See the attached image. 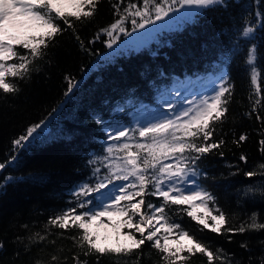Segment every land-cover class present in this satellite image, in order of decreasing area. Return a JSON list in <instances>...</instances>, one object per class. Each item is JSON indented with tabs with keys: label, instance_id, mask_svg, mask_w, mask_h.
I'll list each match as a JSON object with an SVG mask.
<instances>
[{
	"label": "trees",
	"instance_id": "trees-1",
	"mask_svg": "<svg viewBox=\"0 0 264 264\" xmlns=\"http://www.w3.org/2000/svg\"><path fill=\"white\" fill-rule=\"evenodd\" d=\"M116 3L118 0H100L95 15L83 22L68 18L85 43L93 40L100 28L114 21L113 5ZM260 3L264 7V0ZM124 6L122 4L121 8ZM252 10L251 0H228L226 8L196 11L181 27L158 33L142 48L128 51L119 48L106 58L104 55L109 49L102 42L108 38L106 35L101 34L100 39L89 45L93 52L89 55L81 50L69 29L56 37L54 48L47 50L50 63L37 61L41 68L32 74L30 80L8 78L17 83L21 91L7 97L0 92V163L7 161L12 154L14 137L28 125L48 116L57 105L59 107L42 127L41 134L18 153L14 163L0 171V183L9 174L16 178L0 189V241L4 242L0 264H36L38 260L41 264H76L73 255L79 250L73 247L71 239L51 235L48 240L55 243L45 241L25 252L23 245L14 242L15 237L42 232L50 215L72 204V192L78 185L95 184L97 176L104 177L107 172L104 167L107 162L102 159L106 155L104 148L114 142L107 140L105 130L108 127L131 123L139 105L156 104L160 93L177 80L205 78L221 74V71H227L231 77L232 95L226 119L217 124L210 141L223 139L224 142L202 157L199 168L207 173L206 177H200V183L216 198L214 204L209 202L208 208L216 215L219 214L217 208L223 211L226 223L221 233L205 229L187 215V211H191L187 205L179 206L181 211L176 221L194 239L210 246V250L223 249L232 257L233 264H259L260 257L264 256V243H261L264 230L226 231L242 224L247 227L254 212L258 214L257 222L264 223V196L244 194L249 186L264 185V170L261 168L264 153L260 144L264 140V124L256 118V113L264 117V27L258 28L247 39L239 34L244 18ZM58 22L66 27L62 21ZM126 27L131 30L130 22ZM123 36L121 34L119 40ZM252 43L258 47L255 85L250 83L245 63L247 48ZM16 50L24 51L20 46ZM65 74L79 81L78 87L67 97L64 96ZM250 97L251 101L259 98L261 104L255 113L248 115L252 112ZM97 118L103 121L102 125L96 123ZM241 135L246 139L239 141ZM130 142L134 144L136 141ZM132 150L136 151L134 147ZM90 160L94 163L89 164ZM94 168L100 169L96 176L93 175ZM250 171L255 174L246 176L245 173ZM90 196L95 205L97 194L91 193ZM138 199L136 197L133 203ZM160 199L145 196L146 201L153 203ZM171 207L173 211L168 213L169 216L177 208ZM142 211L146 208L142 207ZM133 222H138V218L134 217ZM23 225H28V229L25 230ZM61 231L64 230L52 229L53 233ZM73 232L68 230L65 237ZM136 236L139 238L140 234L136 233ZM176 236L174 232L171 237L176 240ZM242 243H246L247 248L241 247ZM147 245L148 242L140 264H164L161 253ZM17 252L18 257L15 256ZM180 255H189L186 248ZM52 256L57 257L55 262ZM80 259L85 257L81 255ZM87 259L89 264H96L95 256ZM115 259L102 257L100 264H112ZM186 264H220V261L214 257L209 262L206 253H196Z\"/></svg>",
	"mask_w": 264,
	"mask_h": 264
},
{
	"label": "snow or ice",
	"instance_id": "snow-or-ice-1",
	"mask_svg": "<svg viewBox=\"0 0 264 264\" xmlns=\"http://www.w3.org/2000/svg\"><path fill=\"white\" fill-rule=\"evenodd\" d=\"M99 2L100 0H68L72 10L65 11V0H0V92L5 97L18 94L21 91L18 84L10 82L8 78L25 82L30 80L32 74L41 68L37 61L50 63V53L47 50L54 48L56 37L69 29L81 50L92 55L89 45L100 39L101 34L108 37L102 41L108 49L117 45L121 34L131 35L126 27L127 22H130L132 32L141 29L147 32L149 25H152V30L155 31L173 17L191 19V11L183 12V9H195L199 12L228 6V0H118V3L113 5V16L116 17L114 21L100 28L93 40L85 43L74 23L68 18L72 17L81 22L92 18ZM251 2L253 10L244 18L243 27L239 32L245 39L251 37L258 28L264 27V7L261 6L260 0ZM122 4L125 5L123 8ZM58 21H62L66 27H62ZM17 46L24 51L18 52ZM257 60L258 47L252 43L247 48L245 63L248 66L250 83L253 85L258 79ZM64 80L67 85L64 96L67 97L78 87L79 81L70 74H65ZM232 88L228 72L221 71L209 92L193 95L191 99L185 98L178 108L167 103L165 106L170 112L158 119L143 124L137 122L134 127L115 128L111 132L106 129L107 140L114 142L106 144L104 148L106 155L102 159L107 162L104 165L107 169L104 177L97 176L95 184L88 182L78 185L72 192V204L50 215L42 232H31L25 237L17 236L14 242L23 245L24 251L29 252L32 246L45 241L55 243L48 240L51 235L71 239L73 247L79 250L73 255L76 264H89L87 258L90 256H95L96 264H100L102 257H116L112 264H140L145 256L146 242L150 249L161 253L164 264H186L190 256L196 253H206L209 262L215 257L220 264H233L232 257L224 253L223 249H216L215 252L210 250V246L194 239L193 235L176 221V217L180 216L179 206L187 205L207 210L203 216L187 211V215L205 229L221 233L226 223L223 211L217 208L219 214L213 215L212 211L208 210L209 202L214 204L216 198L200 183V177H206L207 173L201 172L199 162L224 142L223 139L211 142L210 138L214 136L217 124L226 119ZM251 103L252 112L248 115L256 112L261 100L258 98ZM58 107L59 105L53 108L45 118L28 125L22 133L12 139V154L7 161L0 163V171L14 163L18 153L29 147L41 134L42 127ZM256 118L264 124V117L259 113H256ZM96 123L102 125L103 121L97 118ZM245 139L244 135L239 137V141ZM133 140L136 141L134 144L130 142ZM260 144L261 152L264 153V140H261ZM133 147L136 151L132 150ZM219 154L223 155L222 152ZM241 159L244 160L245 157L242 155ZM92 163L94 161L90 160L89 164ZM261 168L264 170V165ZM99 171V168H94L93 175L96 176ZM254 174L251 171L245 173L248 177ZM15 180L16 178L9 174L3 178L0 189L6 188ZM114 181L120 183L116 184ZM108 185H112L111 192H101V189L107 190ZM91 193L97 194L95 205ZM257 193L264 196V185L249 186L244 192L246 196H254ZM145 196L162 199L153 203L146 201ZM136 197L139 199L133 203ZM196 201H199V204H196ZM73 204L75 206H72ZM171 206L177 208L173 215L169 216L168 213L173 211ZM142 207L146 208V211H142ZM114 214L121 218L112 220ZM105 216L109 217L106 225L101 220ZM134 217L138 218V222H133ZM257 217L258 214L254 212L249 217L247 227L242 224L239 227H229L226 231L244 233L264 230V223L257 222ZM209 219L211 224L208 223ZM102 226L112 229L115 235L112 242H109L110 234L107 230L101 232ZM22 227L28 229V225ZM53 228L64 231L53 233ZM124 228L129 231L122 232L121 229ZM70 229L74 230L73 234L65 237V232ZM161 229H164L163 235H159ZM174 232L186 237L191 243L182 245L177 242L173 250V242H170L168 237ZM136 233L140 234L139 238ZM3 247L4 242L0 241V250ZM241 247L247 248V244L242 243ZM185 248L189 255H180ZM81 255L85 259H80ZM15 256L18 257L19 252L15 253ZM51 259L55 262L57 257L52 256ZM36 264L41 262L38 260ZM259 264H264V256L260 257Z\"/></svg>",
	"mask_w": 264,
	"mask_h": 264
},
{
	"label": "rangeland",
	"instance_id": "rangeland-1",
	"mask_svg": "<svg viewBox=\"0 0 264 264\" xmlns=\"http://www.w3.org/2000/svg\"><path fill=\"white\" fill-rule=\"evenodd\" d=\"M65 10H72L70 4L68 3V0H65ZM183 12H189L191 11V17L196 12L195 9L188 10L183 9ZM171 15V14H170ZM166 20L168 18H165ZM192 19V18H191ZM191 19H177L173 17V19L168 20V23L164 25L163 27H159L157 30L153 31L152 25H149V31H145L143 29L137 30L136 32H132L130 30L129 32L131 35L129 36H123L121 40L117 41V45L113 46V49H109L108 53L104 55V57H108L111 52L118 50L121 48L123 51L128 50H137L139 48H142L150 43V41L154 40L156 38V35L162 31H169L173 29H177L181 27L186 21H189ZM158 24L160 22H157ZM218 75H210L209 77L205 78H196V79H182L177 80L176 83L172 84L169 89H165L163 92L160 93L159 98L157 100L156 104L150 105H139L132 115V121L129 124L123 125V126H110L108 127V132H111L112 129L115 128H121L124 126L134 127L137 122H140L141 124L146 123L148 121L156 120L161 115L167 114L170 112V110L165 106L167 103H171L174 108H178L182 105V101H184L185 98L191 99L193 95H198L202 93H207L211 90L213 81L217 79ZM170 162V161H168ZM114 183L119 184V181H115ZM112 185H108L107 190H102L101 192H111ZM123 204V202H121ZM196 204H199V201L195 202ZM191 211L195 212L199 216H203L205 212L207 211L203 207H190ZM208 210H210L208 208ZM213 215H216L212 213ZM118 215H113L111 217L112 220L120 219ZM101 220L103 221V224L106 225L108 223L109 217L105 216L102 217ZM208 223L211 224L212 221L209 219ZM107 230L110 234V240L109 242H112L115 239L114 233H112V229L108 228L105 229L103 226L101 227V232H104ZM122 232H126L124 229H121ZM164 234V229H161V232L159 235ZM174 234V233H173ZM169 235V241L173 242V250H175V247L177 246V242L182 245H188L191 242L188 241L186 237H182L177 234L176 240L174 237H171Z\"/></svg>",
	"mask_w": 264,
	"mask_h": 264
}]
</instances>
